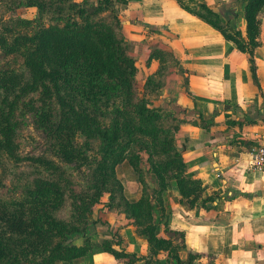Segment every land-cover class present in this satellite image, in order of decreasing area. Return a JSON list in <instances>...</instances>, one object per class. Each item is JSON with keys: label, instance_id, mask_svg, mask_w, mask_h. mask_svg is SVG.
Wrapping results in <instances>:
<instances>
[{"label": "trees", "instance_id": "16d2710c", "mask_svg": "<svg viewBox=\"0 0 264 264\" xmlns=\"http://www.w3.org/2000/svg\"><path fill=\"white\" fill-rule=\"evenodd\" d=\"M127 1L0 0V264H58L99 250L125 264L141 261L126 253L116 233L111 240L94 239L98 205L124 213L147 240L146 264H194L202 258L190 254L187 262L181 260L184 232L167 229V238L157 235L153 200L163 206V193L175 182L181 200L194 208L205 189L187 173L177 128L162 125L171 116L151 109L140 93L138 70L126 52L116 8ZM244 1L248 42L240 31L224 26L203 0H177L248 54L255 73L264 0ZM30 9L37 10L35 18L22 17ZM162 57L167 61L170 56ZM163 74L161 70L149 77L145 88L158 95ZM28 115L46 132L51 157L18 153ZM144 151L157 180L154 195L139 165ZM125 162L143 185L136 202L127 199L117 175ZM22 163L33 171L6 184L2 173L9 164ZM70 166L88 169L86 184L74 178ZM67 202L72 208L69 221L56 216ZM161 252L169 253L166 261L158 259ZM208 260L206 264H215L214 257Z\"/></svg>", "mask_w": 264, "mask_h": 264}, {"label": "crops", "instance_id": "0c3cea01", "mask_svg": "<svg viewBox=\"0 0 264 264\" xmlns=\"http://www.w3.org/2000/svg\"><path fill=\"white\" fill-rule=\"evenodd\" d=\"M203 1L224 26L249 41L244 0ZM116 8L137 80L164 73L158 78L162 86L153 108L177 122L176 143L184 147L187 173L205 189L194 208L181 200L175 182L163 193V206L154 200L158 237L167 238V229L184 232L186 247L180 250L184 262L198 254L202 258L194 264H206L209 256L215 264H264V170L252 167V151L264 146V7L258 14L255 73L248 54L221 30L182 9L177 0H128ZM163 54L170 56L167 61ZM125 170L121 178L125 195L136 202L142 187L130 169ZM93 218L98 220L92 233L95 240H111L116 233L126 253L142 259L136 264H146L149 244L124 213L105 209ZM168 255L161 252L158 259L166 261ZM58 264L125 260L99 250Z\"/></svg>", "mask_w": 264, "mask_h": 264}, {"label": "rangeland", "instance_id": "374dc122", "mask_svg": "<svg viewBox=\"0 0 264 264\" xmlns=\"http://www.w3.org/2000/svg\"><path fill=\"white\" fill-rule=\"evenodd\" d=\"M36 14H37L36 9H30L25 12H21L22 17L30 19V20L34 19ZM118 16H119V13H118ZM120 31L123 33L122 27L120 28ZM125 41H126V38H125ZM126 52H127V49H126ZM137 76H138V72H137ZM146 82L147 81H142V82L138 81L140 85V93L142 96H144L149 101L150 108L156 110L155 108H153L154 107L153 102L157 101L159 94L157 95L153 93L152 91L147 90L145 88ZM158 112H160V110ZM26 118H27V124L24 127L23 131L20 133L21 147L18 150V153L25 157H44V156L51 157L52 150H51L50 142H49L46 132L37 126L35 119L33 118L32 115H28ZM166 120L167 121H164V123L162 122V125L166 129H171V128L174 129L177 127V122L172 121L171 118H168ZM148 158L149 156L145 151L141 152V159H140L139 165L141 166L142 171H143V174H142L143 178L146 184L148 185V191L150 194L154 195V191L156 189L154 187L157 186L155 184L157 180H156V176L151 171V165L148 162ZM126 167L129 168L130 171L132 172L131 176L137 178L139 182L138 175L133 171V168L127 163H126V166L122 165L117 168V175H118L119 180L121 181V178L123 179L125 178V175L127 174V171L125 170ZM68 169L79 183L86 184L87 178H88V169L86 167H83L81 169H76L75 166H70L68 167ZM32 171L33 169L29 167L28 163H22L16 167L9 164L5 173H2V176H3L5 183L11 185L12 181H15L14 183H17L20 179H24V177L27 174L31 173ZM23 173L25 175H23ZM139 184L141 185L142 190H143V185L140 182ZM106 199L107 197L104 198L103 202H105ZM103 211H105L103 210V205H100V206L98 205L94 208V214L98 212L102 213ZM71 215H72V208H71L70 202H67L62 210L56 212V216L59 219L65 220V221H69L71 218Z\"/></svg>", "mask_w": 264, "mask_h": 264}, {"label": "built area", "instance_id": "2783aa9c", "mask_svg": "<svg viewBox=\"0 0 264 264\" xmlns=\"http://www.w3.org/2000/svg\"><path fill=\"white\" fill-rule=\"evenodd\" d=\"M252 167L255 171L264 170V146H259L252 151Z\"/></svg>", "mask_w": 264, "mask_h": 264}]
</instances>
